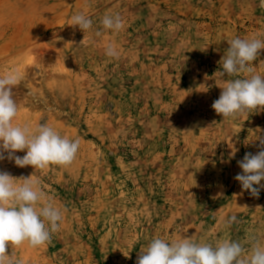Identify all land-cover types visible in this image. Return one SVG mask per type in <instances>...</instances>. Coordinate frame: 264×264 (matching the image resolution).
Wrapping results in <instances>:
<instances>
[{"label":"rangeland","instance_id":"rangeland-1","mask_svg":"<svg viewBox=\"0 0 264 264\" xmlns=\"http://www.w3.org/2000/svg\"><path fill=\"white\" fill-rule=\"evenodd\" d=\"M81 12L92 20L84 33L71 26ZM115 14L118 33L101 24ZM237 37L264 39L261 0H0V76L23 70L13 124L80 141L70 166L0 161L15 179H38L63 212L50 242L7 254L17 264H136L155 238L264 245V189L257 198L234 179L260 150L264 110L223 119L212 108L227 80L247 75L220 76ZM108 43L118 58L105 55ZM253 66L264 76V49Z\"/></svg>","mask_w":264,"mask_h":264},{"label":"clouds","instance_id":"clouds-1","mask_svg":"<svg viewBox=\"0 0 264 264\" xmlns=\"http://www.w3.org/2000/svg\"><path fill=\"white\" fill-rule=\"evenodd\" d=\"M261 3L264 5V0ZM101 24L103 29L117 33L124 28V21L119 14L105 15ZM71 26H78L84 33L92 28V20L81 12L71 17ZM95 35L99 37L102 33L97 31ZM228 44L225 55L219 61L222 66L220 76L247 75L227 80L212 108L223 119H237L264 110V76L255 74L253 66L260 50L264 49V39L237 37ZM105 55L118 58L120 52L114 44L108 43ZM22 79L23 70L20 68H13L0 76V161L14 160L18 167L32 166L41 170L52 165L70 166L79 150V139L61 136L45 124H40L35 130L28 125L13 124L19 111L13 90ZM258 139L260 150L256 154L246 153L237 162L242 173L234 177L243 190L257 198L260 190L264 189L261 183L264 181V137ZM231 147L234 155L238 149ZM17 152H25V155L18 156ZM21 179V183L16 182ZM21 179L0 171V264H17L7 254L9 246L27 244L28 247L37 248L50 242L52 234L59 231L63 220L62 209L46 195L38 179ZM236 219L232 215L222 217L221 221L227 228ZM136 264H264V245L255 238H252L248 250L239 242L228 239L218 241L213 246L197 243L194 236H182L171 243L155 238L140 252Z\"/></svg>","mask_w":264,"mask_h":264}]
</instances>
